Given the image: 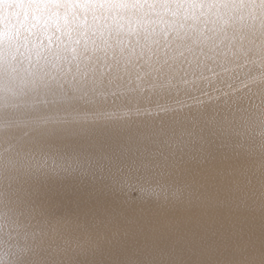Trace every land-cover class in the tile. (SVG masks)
<instances>
[{
    "label": "bare ground",
    "instance_id": "1",
    "mask_svg": "<svg viewBox=\"0 0 264 264\" xmlns=\"http://www.w3.org/2000/svg\"><path fill=\"white\" fill-rule=\"evenodd\" d=\"M261 259L264 0H0V264Z\"/></svg>",
    "mask_w": 264,
    "mask_h": 264
},
{
    "label": "clouds",
    "instance_id": "2",
    "mask_svg": "<svg viewBox=\"0 0 264 264\" xmlns=\"http://www.w3.org/2000/svg\"><path fill=\"white\" fill-rule=\"evenodd\" d=\"M207 99H213V97H207ZM206 101L200 98H195L194 100L191 101V103H196V104H203ZM145 111H148L147 109H145ZM137 114H141L138 111H132L129 112L128 110H124L122 112H111L108 113L107 115L113 117V118H119V117H125V116H130V115H137Z\"/></svg>",
    "mask_w": 264,
    "mask_h": 264
},
{
    "label": "snow or ice",
    "instance_id": "3",
    "mask_svg": "<svg viewBox=\"0 0 264 264\" xmlns=\"http://www.w3.org/2000/svg\"><path fill=\"white\" fill-rule=\"evenodd\" d=\"M43 2H49V0H43ZM180 107L183 108V107H189V105H183V104H180ZM157 108L160 110V111H172L174 109H171V108H167L165 106H162V105H157ZM260 264H264V259H261L260 261Z\"/></svg>",
    "mask_w": 264,
    "mask_h": 264
}]
</instances>
